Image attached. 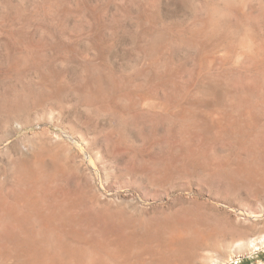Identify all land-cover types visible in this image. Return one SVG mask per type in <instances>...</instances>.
<instances>
[{
  "label": "rangeland",
  "instance_id": "rangeland-1",
  "mask_svg": "<svg viewBox=\"0 0 264 264\" xmlns=\"http://www.w3.org/2000/svg\"><path fill=\"white\" fill-rule=\"evenodd\" d=\"M25 193L0 264L69 227L83 264H264V0H0V199ZM177 224L205 244L171 253Z\"/></svg>",
  "mask_w": 264,
  "mask_h": 264
},
{
  "label": "bare ground",
  "instance_id": "bare-ground-1",
  "mask_svg": "<svg viewBox=\"0 0 264 264\" xmlns=\"http://www.w3.org/2000/svg\"><path fill=\"white\" fill-rule=\"evenodd\" d=\"M246 49V48H245ZM244 51V50H243ZM244 57V56H243ZM225 129V128H224ZM43 163V162H42ZM37 164V163H36ZM24 168V167H23ZM21 170V169H20ZM24 170H25V168H24ZM24 170L22 171V172H24ZM26 171V170H25ZM30 171V170H29ZM237 171V170H236ZM18 173V172H17ZM24 174V173H23ZM26 174V173H25ZM24 174V175H25ZM26 176V175H25ZM17 177V176H16ZM46 177V176H45ZM33 182V181H32ZM20 185V184H19ZM14 187H16V186H14ZM61 188V187H60ZM30 189H31V186H30ZM54 189H55V187H54ZM50 190V189H49ZM56 190V189H55ZM59 190V189H58ZM61 190H62V188H61ZM60 190V191H61ZM25 191V190H24ZM24 191H23V193H24ZM35 191V190H34ZM54 191V190H53ZM64 191V190H63ZM12 192V191H11ZM14 192V191H13ZM28 192H29V190H28ZM16 193V192H15ZM28 194V193H27ZM57 194V193H56ZM65 194V193H64ZM25 195H26V193L25 194H22V195H20L19 197L17 196H15L14 198H13V200L11 201V202H8V201H5V200H1L0 199V223L2 224L3 223V231H2V234H1V236H0V242L1 243H3V245H4V247L6 248V251H5V253L3 254V255H1L0 256V258L1 259H3L5 262L6 261H9V260H12L14 257H12L10 254H9V251L7 250L8 249V247H9V245H11V244H15V243H17V245H18V243H19V245L21 246L20 248H24L25 247V249H26V246L27 245H29V246H32L33 245V238H32V236H33V234H31V233H27V232H24L23 233V236L25 237L24 239H16V237H14V235H15V233H16V231L18 230V231H22V228L24 227V226H26L27 225V223H28V221L30 222L31 221V215H30V213H32V212H34L35 210H34V208H32V206H30V205H32L31 203L30 204H28L26 201L27 200H25L24 199V197H25ZM10 196V195H9ZM34 196V195H33ZM63 196V195H62ZM50 197V196H49ZM26 198V197H25ZM71 198V197H70ZM3 199H4V197H3ZM9 199V198H8ZM28 199V198H27ZM61 199V198H60ZM65 199V198H64ZM36 200V199H35ZM57 200H59V199H57ZM29 201H30V199H29ZM51 201V200H50ZM52 202V201H51ZM50 202V203H51ZM63 203H64V201H63ZM34 204V203H33ZM54 204L56 205L57 204V202H56V200H53V203H52V205L49 207L50 209H51V207H54ZM194 204V203H193ZM60 204H58V207H60L59 206ZM192 205V204H191ZM196 205V204H195ZM200 205V204H199ZM202 206V205H201ZM205 206V205H204ZM18 208H21V209H23V210H27V211H30V213L28 214L27 212H26V214L27 215H20V216H15V215H11V213L10 214H8V211H12L13 210V212H15L14 210H16V209H18ZM54 208H56V207H54ZM62 208V207H61ZM66 208H67V206H66ZM205 208V207H204ZM200 209V208H199ZM34 210V211H33ZM52 210V209H51ZM51 210H50V212H51ZM56 210V209H55ZM54 210V211H55ZM57 210H59L58 208H57ZM68 210V209H67ZM60 211V210H59ZM69 212H70V210H68ZM61 212V211H60ZM46 213H48V212H46ZM52 213H53V211H52ZM58 213V212H57ZM71 213V212H70ZM82 213V212H81ZM33 214V213H32ZM58 214H60V213H58ZM62 214H64V213H62ZM66 214V213H65ZM192 214V213H191ZM67 215V214H66ZM80 215H82V214H80ZM35 216V218L36 219H38V221H39V225L41 226V231L39 232V234H37L38 236H40L41 237V239H43L44 240V238L47 236V235H49V233L48 232H45V231H43V230H46L45 228H46V225H49L48 224V219H49V217L45 220V219H43L42 217H40V216H38L37 214L36 215H34ZM194 216H196V215H194ZM55 217V216H54ZM200 217V216H199ZM34 218V219H35ZM68 218V217H67ZM172 218V217H171ZM186 218V217H185ZM33 219V218H32ZM192 219V218H191ZM61 220H63V219H61ZM178 220V219H177ZM50 222L52 221L51 219L49 220ZM65 221V220H64ZM184 221H185V223L187 224V222H186V220L184 219ZM55 222V221H54ZM66 222V221H65ZM82 222V221H81ZM56 223V222H55ZM60 223V222H59ZM63 223V222H62ZM71 223V222H70ZM190 223H192V222H190ZM64 224V223H63ZM171 225H172V223H170ZM174 224V223H173ZM185 224V225H186ZM51 225V224H50ZM72 225V224H71ZM76 225V224H75ZM82 225V224H81ZM177 225H179V224H177ZM182 226H168L167 227V230L169 231V235H170V238H169V244L167 245L168 247H169V249L168 250H171L170 252L172 253L173 251L174 252H176L177 251V249L178 248H180L179 246H183V247H190L192 244H194V243H196V244H198V242H200V241H202V244L204 245L205 243V241L203 242V237H202V234H198L197 232H198V230L197 229H194V230H197V231H194L193 229L191 230V228L190 229H188L189 228V226L191 227V225L189 224V226H187V227H185L184 226V224H181ZM2 226V225H1ZM39 226V227H40ZM59 226V225H58ZM65 226H70V225H68L67 223H66V225ZM78 226V225H77ZM93 226V225H92ZM57 227V226H56ZM75 227V226H74ZM79 227H80V224H79ZM82 227V226H81ZM92 228V227H91ZM90 228V229H91ZM193 228V227H192ZM62 229V228H61ZM69 229H71V230H73L72 228H70L69 227ZM48 230V229H47ZM64 230V229H63ZM63 230H61V231H54L55 233H53L52 234V236H53V238L55 239L54 240V242H56L57 244H58V246L56 247V249H59V254H60V256H55V255H40V256H36V257H34L33 259L34 260H47V261H49L48 262V264H60V261H62L63 260V258L67 261L68 260V262H64V263H66V264H83L82 262H80L82 259H85V257L83 258V257H81V256H83V254L81 255V253H82V251H81V249H70V247L68 248L67 246L68 245H70V244H68L67 246L64 244V240H66V239H70V238H68V237H70V236H72L73 234H75L76 235V233H69V231H71V230H67V232L66 231H63ZM206 230V229H205ZM92 231V230H91ZM200 231V230H199ZM30 232V231H29ZM22 233V232H21ZM34 233V232H33ZM208 233V232H207ZM20 234V233H19ZM81 234V233H80ZM187 234H189V236H190V239L188 238L187 240H184L183 238H187V237H185V236H187ZM21 235V234H20ZM78 235L79 234H77L76 235V237H77V241H78ZM210 235V234H209ZM81 236V235H80ZM153 236V235H152ZM205 236H206V234H205ZM204 236V237H205ZM75 237V236H74ZM73 237V238H74ZM155 237V236H154ZM208 237H210V236H206V238H208ZM205 238V239H206ZM75 240H76V238H74ZM74 239H71V240H74ZM148 240V239H147ZM84 241H85V239H84ZM132 241L133 240H131L130 241V243L129 244H131L132 243ZM182 241H184V243H182ZM74 243V242H73ZM118 243L119 244H112V246L114 247V249L115 248H123L122 247V245H120V241H118ZM154 243H155V241H154ZM53 244H55V243H53ZM57 244H55V246L57 245ZM107 244V243H106ZM1 245V244H0ZM16 245V246H17ZM18 245V246H19ZM78 245H79V241H78ZM77 245V246H78ZM81 245V244H80ZM82 245H85V246H87V247H89L90 248V250H91V256H90V260L91 261H89L90 262V264H98L102 259H103V257H101V255L99 254V252H97V250H96V248H95V245L93 246V244L91 243V242H84ZM119 245V246H118ZM175 245H178V248L176 249V251H175V249L173 248ZM199 245H201V244H199ZM202 245V246H203ZM240 245V244H239ZM260 246H264V236H262V237H259L258 239H256V240H250L248 243H247V248L250 250V251H257L258 249H259V247ZM74 247H76V246H74ZM159 247V246H158ZM172 247V248H171ZM183 247H181L180 248V250L181 249H183ZM193 247H196L195 245L193 246ZM193 247H191L192 249H193ZM12 248V247H11ZM80 248H82V247H80ZM244 248V247H243ZM34 249V248H33ZM52 249V248H51ZM43 250V249H42ZM180 250H178L179 252H180ZM185 249H183V251H184ZM23 251V250H22ZM26 251V250H25ZM24 251V252H25ZM36 251V250H35ZM112 251V250H111ZM19 252V251H18ZM47 252V251H46ZM112 252H114V251H112ZM178 252V253H179ZM57 253H58V251H57ZM103 253V252H102ZM107 253V252H106ZM119 253H121V252H118V251H116V254L115 253H112L111 255L110 254H108L107 253V255H106V258L109 260V259H111V260H118L119 258H121V257H118V254ZM177 253V252H176ZM182 253V252H181ZM20 254V253H19ZM59 254H57V255H59ZM21 255V254H20ZM105 256V255H104ZM15 257H17V256H15ZM22 257V256H21ZM27 257V256H26ZM33 257V256H32ZM32 257H30V258H32ZM59 258L61 259L60 261H58L59 260ZM81 259V260H80ZM105 259V258H104ZM71 260L73 261V263L71 262ZM86 260V259H85ZM110 260V261H111ZM179 260V259H178ZM188 260V259H187ZM69 261H70V263H69ZM83 262H84V260H82ZM103 261V260H102ZM163 261V260H162ZM18 262V261H17ZM44 262V261H43ZM107 262V261H106ZM109 262V261H108ZM182 262H184V261H182ZM63 263V264H64ZM9 264V263H8ZM31 264H47V262L46 263H31ZM62 264V263H61ZM85 264H87V262L85 263ZM112 264V263H111Z\"/></svg>",
  "mask_w": 264,
  "mask_h": 264
}]
</instances>
